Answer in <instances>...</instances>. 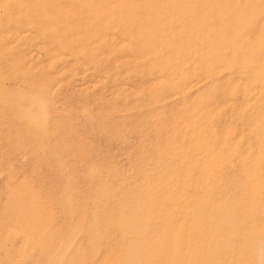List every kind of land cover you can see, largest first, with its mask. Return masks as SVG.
<instances>
[{
	"label": "rangeland",
	"instance_id": "374dc122",
	"mask_svg": "<svg viewBox=\"0 0 264 264\" xmlns=\"http://www.w3.org/2000/svg\"><path fill=\"white\" fill-rule=\"evenodd\" d=\"M0 264H264V0H0Z\"/></svg>",
	"mask_w": 264,
	"mask_h": 264
},
{
	"label": "bare ground",
	"instance_id": "6f19581e",
	"mask_svg": "<svg viewBox=\"0 0 264 264\" xmlns=\"http://www.w3.org/2000/svg\"><path fill=\"white\" fill-rule=\"evenodd\" d=\"M231 259V258H230Z\"/></svg>",
	"mask_w": 264,
	"mask_h": 264
}]
</instances>
